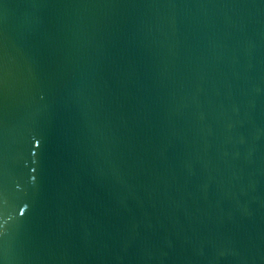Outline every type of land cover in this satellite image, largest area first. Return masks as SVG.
<instances>
[{"label":"water","instance_id":"1","mask_svg":"<svg viewBox=\"0 0 264 264\" xmlns=\"http://www.w3.org/2000/svg\"><path fill=\"white\" fill-rule=\"evenodd\" d=\"M0 264H264V0H0Z\"/></svg>","mask_w":264,"mask_h":264}]
</instances>
